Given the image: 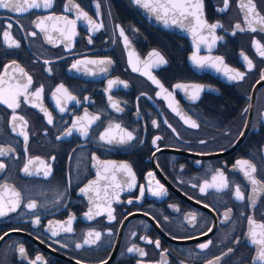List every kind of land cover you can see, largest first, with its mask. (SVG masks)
Segmentation results:
<instances>
[{
	"label": "flooded vegetation",
	"instance_id": "1",
	"mask_svg": "<svg viewBox=\"0 0 264 264\" xmlns=\"http://www.w3.org/2000/svg\"><path fill=\"white\" fill-rule=\"evenodd\" d=\"M18 2L25 11L16 13L0 8V72H3L4 65L16 60L32 75V89L44 85V94L40 101L33 98L38 107L32 108L22 103L16 110L28 121L27 128L24 129L30 137L28 156L24 155L23 137L10 131L12 110L0 104V146H13L16 155L20 157L6 161L7 174L0 173V184L8 180L18 189L30 190L32 198L37 201L36 211L40 215L41 223L39 226L33 225L35 217L23 204L16 212L0 218V235L13 228L22 229L10 231L9 236L0 241V264H20V245L25 247L30 259L41 256L42 261L39 264H76L77 259L81 260L82 264H101L104 260H107V264H137L141 258L137 254L127 252L132 243H137L148 252L143 258L145 264H207L208 259L222 256L230 246L235 251L224 256L221 264H250V259L255 258L259 246L251 245L250 240L246 238L250 226L246 216H241L240 213H252L244 204L229 199L225 193H216L213 189H208L207 194L199 192V186L203 185L204 180L210 181L219 169L225 171L230 182L242 186L246 197L250 195L253 186L244 178L243 173L233 167L240 159H250V162L256 164L258 171L254 175L257 178L260 176V156L264 155V80L260 79L259 70L264 67V61L251 46V38H259L258 33L237 32L236 35H231V27L243 20L246 11L240 7L241 0H230V7L225 13L217 10L223 7L222 0H203L207 21H220L224 24V29L216 31V35L222 36L223 39L216 41L211 52L208 50V44L211 43L212 37L207 35L206 30L198 33L195 38L189 31L186 32L199 43L193 49L189 36L159 28L130 0H99V19L103 20L104 27L98 32H90L87 22L80 20L77 21V34L68 40L55 30L54 21H46V33H39L36 37L27 36L26 32L19 30L21 24L31 31L35 30L33 23L38 17L43 18L53 12L55 15L74 18V13L63 12L67 0H54L53 9L48 11L29 8L31 0ZM75 2L93 19H97L96 0ZM256 2L261 15H264V0ZM243 3L246 4L247 0H243ZM9 22L13 24L11 37L20 41V49L9 50L3 44V31L7 30ZM117 25L125 29L129 41L127 47L119 36ZM61 27H64L63 22L56 24V28ZM200 35L207 36L206 43L200 42ZM48 36L52 38V42L48 41ZM89 36L93 40L91 44L88 43ZM261 43L264 44V39H261ZM66 46H69L67 50ZM153 50L158 51L167 63L157 65L156 58L149 56ZM241 50L254 60L256 67L253 71L247 72L246 65L239 55ZM194 54L221 56L228 67L246 72L247 75L243 81H230L223 71L197 68L191 60ZM85 58H110L114 64L109 66L107 73L99 72L98 66L84 64L79 65V72L71 69L72 63ZM45 60L50 63L44 64ZM132 66L139 71L134 72ZM49 67L52 69L51 75L45 71ZM86 67L94 70L96 74H87ZM141 72L154 76L167 91L160 92L148 76L141 75ZM9 76H19V73L9 70ZM117 78L128 84L127 88L114 85L111 93L113 99L119 101L124 109L122 113H116L110 107L107 99L109 93L105 91L107 81ZM21 79L26 82V78ZM59 84H64L81 100L80 105L69 102L68 110L63 114L55 108V100L51 98V92ZM177 84L187 87L176 88ZM193 85L203 88L195 101L191 99ZM169 92L172 93L171 96ZM57 96L60 97L61 94L58 93ZM84 97H88L91 103L84 101ZM169 103L190 116L199 127L189 128L168 107ZM41 107L52 114V125L47 124V118L40 111ZM85 108L91 115L102 114L101 120L104 122L100 128H97L99 121L94 124L90 133L102 131L108 126V121L112 120L121 123L128 130H134L138 140L128 145L110 146L100 142L98 135L90 134L85 138L75 131L72 136L57 140L56 136L62 135L63 130L71 126L76 116L84 115ZM246 108L247 112L244 111ZM165 119L180 133V139L163 124ZM152 120H157L160 127H153ZM241 131L244 135L238 136ZM114 132L119 134L118 130ZM156 135L162 137L157 141L161 148L158 152L152 144ZM200 140H206L207 143L200 144ZM205 152L211 154H197ZM92 154L101 161L114 162L116 166L129 164L135 175L133 188L128 190L124 184L125 180L130 179L126 172L114 171L109 165V171L103 173V166L91 159ZM52 156H55L54 161L50 159ZM29 157H39L50 164V175L43 178L44 165L36 160L30 168L38 170L39 175L24 176L21 169ZM253 157L255 159H252ZM98 170L108 179H102L94 185V191L89 192L88 196L82 195L79 189L96 180ZM149 172H153L154 176L149 177ZM113 174L116 176L115 181L111 179ZM157 181L164 185L166 196L158 198L148 191L149 187L153 191L157 189ZM192 184L197 187H192ZM140 185L145 186V195L137 201ZM95 189H99V197L96 196ZM61 193L64 194L62 200L59 195ZM0 194H3L5 199L10 195L3 193L2 188ZM89 196L95 201L94 204L90 203ZM220 196H224L223 201L218 199ZM256 196L253 218L256 225H259L264 223V191L257 192ZM129 199L133 201L131 204L127 202ZM57 200L60 202L57 203ZM107 201H111L115 209L114 221H108L106 212L94 216L92 220L86 218L85 213L89 208L96 211V206L99 205L100 209H104ZM197 201L214 206L219 212H211ZM170 205L179 211H175ZM226 206L233 209L232 221L220 224L223 218L220 214L226 210ZM189 213L196 214V227L188 225L184 220L185 215ZM69 216L75 217L73 232L65 233L60 222L67 221ZM164 217L169 219L165 221ZM157 220L160 222L159 227ZM49 222L51 228L58 230L60 235L52 237L50 231H44L49 227ZM212 225H215L213 231L199 239L172 238L199 236L200 232ZM92 230L100 231L101 239L90 247L76 249L75 243H82L87 232ZM109 230L112 235L108 234ZM256 231L259 233L261 230L256 227ZM132 233H136L134 238ZM144 235L153 240L159 239L161 249L156 250L154 245L144 244L139 239ZM235 237H241L240 244L233 243ZM209 239L213 244L209 249L201 251L197 245ZM61 244L66 246L61 247ZM13 249L17 251L13 252ZM164 250L167 251L162 257L160 253Z\"/></svg>",
	"mask_w": 264,
	"mask_h": 264
},
{
	"label": "snow or ice",
	"instance_id": "2",
	"mask_svg": "<svg viewBox=\"0 0 264 264\" xmlns=\"http://www.w3.org/2000/svg\"><path fill=\"white\" fill-rule=\"evenodd\" d=\"M134 4H136L138 7H142L156 15L157 20H162L163 23L168 26L169 25V19H171V23L174 25H178L179 27L185 29L186 31H189L192 33L193 37L195 38L198 33H203L205 30L207 31V35L212 37L211 43L208 44V50L211 52V49L213 45H215L217 40H222V36H217L216 31L217 29H224V24H222L220 21H216L213 23H209L207 19L204 16V3L203 0H132ZM223 7L217 9L221 13H225L228 11L230 7V0H222ZM28 7L31 9L36 10H44L48 11L53 9L54 7V0H31V2L28 4ZM95 7L97 9L96 11V17L97 19H93L92 16L88 14L87 11H85L79 3H76L75 0H67L66 4L64 5L63 12L65 13H74V18H69L67 15H55L53 12H50L47 16H44L43 18H37V20L33 23V28L35 30H28L24 27V25L19 26V30L22 32H26L27 36L36 37L39 33H46L48 31V28L46 26V21H54L53 27L56 31H59L62 36L65 37V39L71 40L73 36H75L76 33V26L77 21L83 20L87 22L88 30L90 32H98L104 27L103 20L99 19L100 17V2L99 0H96ZM241 9H246L243 20L236 22L230 29L231 35H236L237 32L244 33H258L259 38L257 36H253L251 38V46L255 49V53L258 55V57L264 61V44L261 43V39H264V15H261V10L258 9L256 0H247V3H243V0H241L240 3ZM0 8L7 9L10 12H16L21 13L25 11V8L18 2V0H0ZM110 15V14H109ZM192 18V20L195 21V23L192 22L189 18ZM184 21H188V24H185ZM60 22H63L64 27L56 28V24H59ZM13 27V24L9 22L6 26L7 30L3 31V44L7 46V49H20L21 43L18 39H14L11 37V29ZM119 30V36L123 38V42L125 46H128V36L125 33V29L119 25L116 26ZM225 31H229V29H225ZM49 42H52V38L50 36L47 37ZM200 42H207V36L200 35ZM88 43H93L92 37H88ZM58 46V45H56ZM69 46H66V50ZM199 52V47H197V53ZM7 54V53H5ZM131 56V53L129 54ZM240 57L242 58V61L246 65L247 72L253 71V69L256 67L254 60L249 57V55L245 54L244 50H241L239 53ZM150 57L156 58V64L157 65H163L166 64L167 61L165 58L158 52L153 50L151 53H149ZM192 63L195 67L204 69V68H212L215 69L217 72L223 71L224 75L228 78L230 81H243L245 79V76L247 75L246 72L239 71L234 68L228 67L225 62L224 58L221 56H200L198 54H194L191 57ZM50 61L45 60L44 64H49ZM92 65V66H98V70L101 73H107L109 70V66L114 64V61L110 58H104V59H88L85 58L83 60H77L71 65V69H75L77 72L80 71L79 65ZM129 64L131 65V59H129ZM14 66V67H13ZM70 69V70H71ZM9 70H11L13 73L18 72L19 76H9ZM132 70L139 71L138 68L135 66H132ZM45 71L48 72L49 75L52 74V69L46 68ZM85 72L87 74L95 75V71L92 69L85 68ZM260 79L264 80V67L260 68ZM141 75H147L148 79L151 80V82L157 86V88L160 89V92H166L167 89L164 88L163 84L160 83L159 80H157L154 76L141 72ZM8 77V79H5ZM26 78V82H24L23 79ZM259 82V81H258ZM6 85V86H4ZM33 85V77L28 72L25 71L23 67L20 66L16 62V60H12L9 64H6L3 66V72H0V104L6 105L7 108L11 109V116H10V131L14 133L17 136L23 137V143H24V155L28 156V143H29V134L24 129L27 128L28 121L25 119L24 115L18 114L17 109L21 107V104L29 105L32 108L38 107V104L33 102V98L36 101L42 100L43 94H44V85H39L35 89H32ZM114 85H123L124 88L128 87V84L124 81L117 79H109L107 81V89L105 90L106 93H109L107 96V99L109 101L110 107L116 112V113H122L124 109L120 106L119 101H116L113 99V96L111 95L113 91ZM176 88H185L187 86L182 84H177L175 86ZM194 92L191 96V99L195 101L198 99V94L200 91L203 90L202 86L199 85H193ZM160 92L157 93V95H160ZM61 94L60 97L57 96V94ZM169 96L172 95L171 92L168 93ZM141 95H145L144 93H141ZM21 97H23V100H21ZM51 98L55 100V108L58 109V111L63 114L65 113L67 109V104L69 102H73L76 105L81 104V100L77 99L76 95H73L68 88L64 86V84H59L55 87V90L51 92ZM139 99V98H138ZM84 101H87L91 103L88 97L83 98ZM168 107L177 115L179 118L186 124L189 128L196 129L199 127L197 122L193 120L190 116H187L183 114L178 107L174 106L172 103H169ZM40 111H42L47 118V124L52 125L53 124V116L52 114L46 109L41 107ZM247 112V108L244 110ZM102 114H96L91 115L88 113V110L84 109V115L83 116H76L72 122L71 126L63 130L62 135H57L56 139L61 140L66 137L72 136L73 132H78L81 136L87 138L91 135H98V140L102 142L103 144L110 145V146H116V145H128L134 140H138L137 135L134 134V130H128L127 127L123 126L121 123L114 122L112 120L108 121V126L106 128H103L102 131L92 132L90 133V129L94 124H97L99 121L100 124L97 125V128L102 127L103 121L101 120ZM137 116H139V110H137ZM20 122V123H17ZM163 124L166 125L169 129H171L172 133L176 136L177 139H180V133L177 132L176 128L173 127L171 123L167 119L163 121ZM152 126L153 127H160V124L157 120H152ZM20 128V131H17V129ZM114 130H118L119 134H116ZM2 131V130H0ZM238 136H243L244 132L241 131L237 134ZM160 135L154 136L152 140V144L155 147L156 151H161V148L157 144V141L161 140ZM7 143V141H5ZM19 143V141H17ZM200 144H206V140H200ZM198 155H208L211 153H197ZM155 155V152L153 153ZM8 159H20L19 156L16 155V149L13 146L8 147H2L0 146V173L7 174V163L6 161ZM51 160H55V156L50 157ZM91 159L96 161L97 164H100L103 166V173H107L109 171V165L112 166V169L114 171H122L126 172L129 176V180H125L124 184L128 188V190H131L133 186L135 185V175L132 171V168L129 164H121L119 166H116L114 162L111 161H101L99 157H97L95 154H92ZM252 159H255L253 157ZM36 160H39L41 165H44L43 170V178H47L51 173V165L47 164L45 160L39 158V157H29L27 161L23 164V167L21 169L22 173L26 177H33L39 175L38 170H33L30 168V165L34 164ZM199 163V162H197ZM95 167V165H93ZM235 170L239 171L240 173H243L244 178L247 179V181L250 182L252 187V192L250 195L246 197L245 191L242 190V186L240 184H234L233 182H230L228 177L225 174L224 170H216L215 173L212 175L211 180L205 179L203 182V185L199 186V192L201 194H207L208 189H213L216 193H225V195L228 196L229 199H232L240 204H244L245 208L248 209L252 214H247L245 212H241V216H246L247 224L250 226L249 231L246 233V238L250 240L251 245H257L259 246L256 251L255 258L250 259V264H264V223H260L259 225H256V221L254 220V212L256 210V203H257V196L256 193L260 191H264V155L260 156V167H259V173L260 176L257 178L255 173H257L258 168L257 165L250 162V159H240L235 162V165L233 166ZM181 170H183V167H181ZM99 170L97 171V178L96 180L90 181L87 185L80 188L79 191L82 195L88 196L89 192L94 191L93 186L98 184L100 180L102 179H108L107 176L103 175ZM149 177H153L154 173L149 172L147 174ZM112 181L116 180V176L113 174L111 177ZM259 185V187H256ZM192 187H197L196 184H192ZM0 188H2L3 193H10L7 199H5L3 194H0V218L6 217L9 215V213H14L17 211L19 207H21V204H23V207L26 208L29 212L33 214L35 219L33 220L34 226H39L41 223L40 215L37 213L38 204L35 199L32 198V193L30 190L27 189H18L14 184L9 182L8 180H5L3 184H0ZM105 196L107 197L108 192L107 188L104 189ZM148 191L152 196L161 198L167 195V191L164 187V185L160 184L157 181V189L153 191L150 187L148 188ZM96 196H100L99 189H95ZM60 200L63 199L64 194L61 193ZM117 195V202L118 200V194ZM145 195V186L140 185L139 186V196L136 198L137 201L142 199ZM90 203H95L93 198L91 196L88 197ZM191 198V197H190ZM219 200L223 201L224 196L218 197ZM57 203L60 201L57 200ZM129 204H131L133 201L132 199H129L127 201ZM197 203H202L205 208H208L209 211L218 213L219 209L215 208L214 206H211L203 201H197ZM173 207L175 211H179L178 208L175 206ZM97 210L93 211L92 208H89L88 212L85 213V216L88 220H92L94 216H100L104 212L107 213V219L109 222H112L115 220V216L113 213L115 212V209L112 207V202L107 201L106 206L104 209H100L99 205L96 206ZM232 214L233 209L231 207L226 206V210L221 213L222 219L220 220V224H226L230 223L232 221ZM129 215H132V213H129ZM127 217H125L126 219ZM75 217L69 216L67 221L60 222L63 227L62 231L65 233H72L73 232V221ZM155 219V218H154ZM169 218L164 217V220L167 221ZM184 220L188 225H191L193 227H196V220L197 216L196 214L189 213L185 215ZM253 225H256L261 231L258 233L256 231V227H252ZM157 226H160L159 220H157ZM213 227L215 225L207 227L204 231L200 232L199 236L196 235H190L187 237H177L172 236L173 239H199L201 236H207L209 233L213 231ZM10 231H22V229L19 228H13L9 231H5L3 235H0V241H3L5 236H9ZM44 231H50L52 237H57L60 235V232L56 229L51 228V222H49V227L45 228ZM109 235H112L111 230L108 231ZM101 232L92 230L87 232V235L85 238H83L82 243L77 242L75 243L76 249H81L84 246H91L94 245L97 241L101 239ZM133 238L136 236V233H132ZM94 237V239H92ZM139 239L144 242V244L147 245H154V248L156 250L161 249V242L159 239L153 240L149 238V236L144 235L140 236ZM43 242V241H41ZM58 242V241H56ZM241 237H235L233 240L234 244H240ZM213 244V241L211 239L200 243L197 245V247L203 251L206 249H209L210 245ZM66 245L61 244V247H65ZM17 249H13V252H16ZM167 250L162 251L160 254L163 257L165 255ZM235 249L233 247H228L227 251L223 253L222 256H216L215 259H208L207 264H221L223 261L224 256H228L230 253H233ZM127 252L130 254H137L141 259L137 261V264H145V261L143 260L144 257L148 255V252L141 246H139L137 243H132L130 247L127 248ZM19 253V261L20 264H39V262L42 261L41 256H36L35 259H30L28 256V253L23 245H20L18 248ZM76 264H82L81 260L77 259ZM101 264H107V260H104L101 262ZM159 264V262H157ZM182 264V262H181Z\"/></svg>",
	"mask_w": 264,
	"mask_h": 264
},
{
	"label": "water",
	"instance_id": "3",
	"mask_svg": "<svg viewBox=\"0 0 264 264\" xmlns=\"http://www.w3.org/2000/svg\"><path fill=\"white\" fill-rule=\"evenodd\" d=\"M131 2H132V0H130ZM132 4L135 6V7H138L136 4H134L133 2H132ZM140 10H141V12L147 17V19L149 20V21H151V23L153 22L154 24H156V26H158L159 28H161V29H163V30H167V31H171V32H174V33H176V34H178V35H181V36H189L190 37V45L193 47V49L194 48H196V46H198L199 45V43L197 42V41H194L193 39H192V33L190 32V35H188L186 32V30L185 29H183V28H181V27H179L178 25H174V24H172L171 23V19H169V25L168 26H166L164 23H163V21L162 20H157L156 19V15L154 14V13H152V12H150V11H148V10H146V9H144V8H142V7H138ZM190 20H192V18L190 17L189 18ZM192 22L193 23H195V21L194 20H192ZM184 23L185 24H188V21H184Z\"/></svg>",
	"mask_w": 264,
	"mask_h": 264
}]
</instances>
